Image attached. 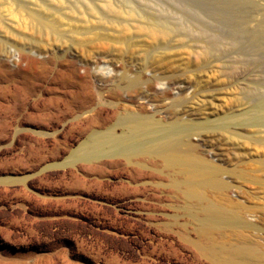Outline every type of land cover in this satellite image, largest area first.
Masks as SVG:
<instances>
[{
	"label": "rangeland",
	"instance_id": "rangeland-1",
	"mask_svg": "<svg viewBox=\"0 0 264 264\" xmlns=\"http://www.w3.org/2000/svg\"><path fill=\"white\" fill-rule=\"evenodd\" d=\"M24 1L46 3L50 18L58 11L72 17L59 30L76 52L57 54L51 71L30 83L8 80L14 68L5 54L45 42L17 36L26 30L0 0V264H220L219 255L264 264V44L253 36L262 30L264 0ZM156 22L173 31L151 35L147 26ZM93 25L106 28L98 43L84 38ZM146 50L165 53L166 74L189 82L181 96L173 92L171 110L183 106L187 119L203 125L195 151L221 165L224 185L198 200L174 191L168 176L155 178L162 188L133 195L118 182L127 171L101 173L95 159L68 162L92 127L86 117L63 115L74 106L52 80L61 62L114 57L129 73ZM116 82L88 88L109 125L122 112L104 95ZM206 119L235 133L213 130Z\"/></svg>",
	"mask_w": 264,
	"mask_h": 264
},
{
	"label": "bare ground",
	"instance_id": "bare-ground-1",
	"mask_svg": "<svg viewBox=\"0 0 264 264\" xmlns=\"http://www.w3.org/2000/svg\"><path fill=\"white\" fill-rule=\"evenodd\" d=\"M8 3V7L4 8L9 10L11 19L26 30L21 33L16 31L17 36L20 38L34 36L45 42L35 48L25 47L23 54L15 50L5 54L6 62L11 61L14 68L8 74V80L9 77H20L23 81L30 83L33 79H39L51 71L52 60L57 54L65 53L69 48L76 52L74 43L65 45L68 42L65 43L64 38L66 37L59 30V22L73 20L72 17L67 16V13L58 11L54 18H50V15L43 11L46 3L42 6L29 4L24 0H8ZM132 3L128 4L131 9H135V7L132 8ZM45 8L48 9V7ZM260 24L262 30H257L253 36L256 41L264 44V21ZM105 29L102 25L86 26L84 38L89 42L97 41L98 43V40L104 38L105 32L101 31ZM147 30L154 36L169 34L173 31L165 23L159 22L151 23L147 26ZM75 34L78 35L76 32ZM88 34L91 35L89 39H86ZM76 41L79 43L81 39H76ZM129 46L133 47L132 44ZM146 55L142 56L141 62L135 65L133 72L129 73H122L121 70L125 64L120 63L114 57L106 59L104 57L102 59L81 57L77 63L63 59L64 61L59 66L67 71L64 72L60 68L58 74L52 76L54 77L52 80L60 84V87L64 89H62L63 92L68 94L73 101L74 107L63 115L79 119L86 117L85 121L92 127L91 133L83 144L71 152L68 162L74 165L77 160L95 159L98 162L95 170L101 173L106 167L112 166L118 167L116 172L119 174L122 170L127 171L128 179L118 182L124 189V193L133 195L146 194V190L155 189V187L162 188L163 184L155 178L168 176V184L174 191L187 199L198 200L205 195L207 190L224 185V182L219 179L221 165L219 166L203 153L195 151L198 146V140L195 138L198 139L201 136L198 129L203 125L187 119L183 106L171 110L176 102L175 99H171L173 92L175 97L181 96L189 88V82L183 77L166 74L168 71L160 63L161 59L165 58V53L146 50ZM2 62V66L9 65ZM0 81L4 80L0 79ZM115 81H117L116 87L108 90L104 95L109 104L122 112L119 113L116 122L109 125L103 117L102 108L92 104L91 91L88 92V88L98 83L107 86ZM172 117L175 120H171ZM216 120L206 119L204 124L208 123V127H212L213 130L215 128L227 134L235 133L229 124ZM39 133L48 134L44 131ZM183 146L187 148L184 149ZM147 198H150L149 195ZM212 213L215 215L214 213L217 212L212 211ZM199 229L201 232H208L210 228L209 225H201ZM206 247L202 249H207ZM241 258L233 255H219L216 260L220 264H252Z\"/></svg>",
	"mask_w": 264,
	"mask_h": 264
}]
</instances>
